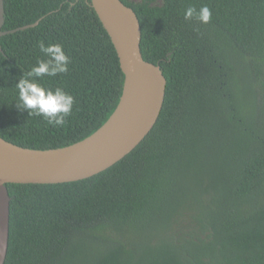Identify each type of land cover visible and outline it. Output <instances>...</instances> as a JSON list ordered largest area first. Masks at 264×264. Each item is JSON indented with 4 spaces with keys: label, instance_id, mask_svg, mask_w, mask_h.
Masks as SVG:
<instances>
[{
    "label": "trees",
    "instance_id": "trees-1",
    "mask_svg": "<svg viewBox=\"0 0 264 264\" xmlns=\"http://www.w3.org/2000/svg\"><path fill=\"white\" fill-rule=\"evenodd\" d=\"M0 137L34 149L79 142L116 109L124 85L91 0H3ZM166 95L145 138L77 181L8 183L4 264H264V0H122ZM193 5L208 23L185 20ZM60 43L67 73L40 82L75 98L53 127L19 110L16 83Z\"/></svg>",
    "mask_w": 264,
    "mask_h": 264
},
{
    "label": "water",
    "instance_id": "water-1",
    "mask_svg": "<svg viewBox=\"0 0 264 264\" xmlns=\"http://www.w3.org/2000/svg\"><path fill=\"white\" fill-rule=\"evenodd\" d=\"M117 50L125 74L120 101L108 120L85 139L50 149L19 146L0 137V264L8 252V183L54 184L97 174L130 153L150 132L162 110L167 79L158 64L144 59L141 24L122 0H91ZM4 1L0 0V37ZM1 48V45H0Z\"/></svg>",
    "mask_w": 264,
    "mask_h": 264
},
{
    "label": "clouds",
    "instance_id": "clouds-1",
    "mask_svg": "<svg viewBox=\"0 0 264 264\" xmlns=\"http://www.w3.org/2000/svg\"><path fill=\"white\" fill-rule=\"evenodd\" d=\"M211 10L202 5L199 10L189 5L184 11L185 20L195 17L201 23H208L211 19ZM39 51L47 57L46 60H38L26 75L16 83L18 89L19 110H27L29 115L43 117L53 127L63 126L71 115L75 98L61 88H46L40 80L44 77H56L58 74L67 73L70 57L60 43L45 44L40 41Z\"/></svg>",
    "mask_w": 264,
    "mask_h": 264
}]
</instances>
